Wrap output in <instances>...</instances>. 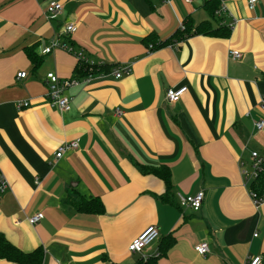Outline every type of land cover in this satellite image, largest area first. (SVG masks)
<instances>
[{
    "label": "crops",
    "instance_id": "obj_1",
    "mask_svg": "<svg viewBox=\"0 0 264 264\" xmlns=\"http://www.w3.org/2000/svg\"><path fill=\"white\" fill-rule=\"evenodd\" d=\"M54 1L63 9L48 21ZM209 1L0 0V174L9 183L0 193V235L8 242L24 253L41 249L42 264H138L172 239L155 264L264 259V204H255V180L243 174L253 173V153L264 161V130L255 128L264 120V0L253 10L247 0H225L227 13L216 22L204 8ZM188 17L227 24L230 36L163 44ZM69 23L77 32L58 37ZM150 36L155 46L145 44ZM53 41L68 50L41 55ZM28 49L43 60L36 70ZM232 50L242 59H231ZM79 61L131 73L76 79L65 93L71 109L61 113L47 97L46 76L75 79ZM180 87L187 93L169 103L167 91ZM71 141L79 149L56 159ZM141 165L167 167L176 199H162L165 183L143 175ZM200 192L199 212L179 204L178 194ZM79 197L99 198L104 212L78 213L71 201ZM39 213L43 219L31 225ZM151 226L159 240L131 254ZM203 242L207 256L195 251Z\"/></svg>",
    "mask_w": 264,
    "mask_h": 264
},
{
    "label": "built area",
    "instance_id": "obj_2",
    "mask_svg": "<svg viewBox=\"0 0 264 264\" xmlns=\"http://www.w3.org/2000/svg\"><path fill=\"white\" fill-rule=\"evenodd\" d=\"M187 3H192L193 0H185ZM249 9L253 10L257 0H247ZM63 9V6L59 2H51L45 12V17L48 21H55L59 15L61 14ZM227 13V8L225 6V0L222 1L219 11L217 12L218 16H221L222 14ZM237 21H233L231 25H229V28L231 30L234 29V24ZM223 26H227V24L223 23ZM181 29H184V27L181 25ZM78 30V26L74 23H69L66 25V27L58 33V37H67L75 34ZM63 48L65 50H68L66 47H62L58 41H53L49 47L42 50L41 55H47L51 54L54 49ZM153 49V46L150 47V50ZM229 56L233 60H241L242 59V53L237 50H232L229 53ZM77 58L79 60L84 61V58L82 57V54H77ZM88 63V61H85ZM89 64L94 65L93 62H90ZM113 75L117 79H121L124 75H129L131 73V67L125 66L124 68H119L114 70L112 72ZM26 77V73H20L18 74L19 79H24ZM92 76L88 77L85 81H90ZM80 84V81L76 79H61L58 75L55 73H48L45 80V85L47 87V97L51 101L52 106H55L59 108L61 113L69 112L71 109V101L72 99L67 97L65 95L66 91L71 88L72 86H78ZM188 88L187 87H180V88H173L169 89L166 94V100L169 103H178L181 98L187 93ZM29 103H20L18 104V108L21 109L23 107H28ZM264 108V106H262ZM255 128L257 131L264 130V120H261L255 124ZM79 149V141H71L68 143H65L64 145H61L55 154L56 159H61L67 154L69 151H75ZM252 160H253V173L252 175H249L246 171H243L244 176L246 177L247 182L248 179H254L256 180L259 176V174L264 170V161L260 158L258 153L252 154ZM9 188V183L7 179L0 174V193L5 192ZM251 197L254 200L255 204L260 206L264 204V195L258 196L256 193L251 192ZM205 199L204 192H200L194 196H185L182 194H178V200L179 204L182 207H187L191 209L193 212H199L203 206V202ZM43 219V215L41 213L36 214L32 216L30 219H28V222L31 225H36ZM160 238V232L159 229L155 226L148 227L145 229L129 246V252L131 254H143L148 248H150L154 243H156ZM195 251L200 256H207L210 254V246L207 242L200 243L195 247ZM159 256V255H157ZM263 259L258 257L255 259H252L247 264H262Z\"/></svg>",
    "mask_w": 264,
    "mask_h": 264
},
{
    "label": "trees",
    "instance_id": "obj_3",
    "mask_svg": "<svg viewBox=\"0 0 264 264\" xmlns=\"http://www.w3.org/2000/svg\"><path fill=\"white\" fill-rule=\"evenodd\" d=\"M224 0H210L206 2L204 8L206 12L209 14L212 21L216 22L218 20L217 12L220 9L221 3ZM212 21H205L200 24H196L195 21L188 17L183 22L184 29H179L174 36L167 40L163 44L172 43V40L183 41L184 39L193 36V35H203L215 38H228L230 36V31L226 26L215 27ZM156 43L155 39L150 36L149 39L146 40L145 44L147 46L154 45ZM155 46V45H154ZM26 55L32 63L34 69H38L43 60L37 56V54L32 49H28L26 51ZM113 69L110 66H99V65H91L89 63H83L79 61L76 70H75V79L81 80L88 78L90 76L97 77L103 74L111 73ZM140 170L143 175H152L159 179H161L166 185V194L162 196V199L168 200L172 196V182H171V174L167 167H147L140 166ZM251 192L256 193L258 196L264 195V170L259 174L258 178L251 184ZM71 204L75 208L78 213L88 214V215H98L104 212V206L99 198H91L85 199L84 197H79L76 200L71 201ZM174 240H170L167 243V246L161 250V254L165 255L168 249L173 245ZM0 258L5 259L9 262L17 263V264H42L43 261V251L41 249H37L32 253H24L8 242L2 235H0ZM158 256H153L147 261H141L138 264H155L158 260ZM264 264V259L263 262Z\"/></svg>",
    "mask_w": 264,
    "mask_h": 264
},
{
    "label": "rangeland",
    "instance_id": "obj_4",
    "mask_svg": "<svg viewBox=\"0 0 264 264\" xmlns=\"http://www.w3.org/2000/svg\"><path fill=\"white\" fill-rule=\"evenodd\" d=\"M154 244H155V243H154ZM154 244H153V245H154Z\"/></svg>",
    "mask_w": 264,
    "mask_h": 264
}]
</instances>
